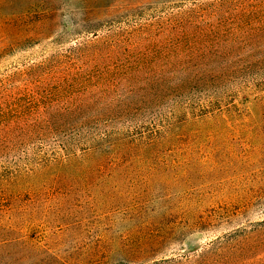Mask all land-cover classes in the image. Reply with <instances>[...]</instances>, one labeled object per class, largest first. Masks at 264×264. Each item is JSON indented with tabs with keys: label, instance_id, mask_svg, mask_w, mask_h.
<instances>
[{
	"label": "rangeland",
	"instance_id": "rangeland-1",
	"mask_svg": "<svg viewBox=\"0 0 264 264\" xmlns=\"http://www.w3.org/2000/svg\"><path fill=\"white\" fill-rule=\"evenodd\" d=\"M1 171L0 264H264V0H0Z\"/></svg>",
	"mask_w": 264,
	"mask_h": 264
},
{
	"label": "trees",
	"instance_id": "trees-1",
	"mask_svg": "<svg viewBox=\"0 0 264 264\" xmlns=\"http://www.w3.org/2000/svg\"><path fill=\"white\" fill-rule=\"evenodd\" d=\"M228 45L229 44H225V47H227ZM216 58L220 60H224L222 55L209 54L205 52H201L198 56L190 60L191 66H192L190 70L195 71L199 75H197L196 77V75L194 74L193 78L188 80V82L190 83V85L193 84L192 85L193 87L198 86L200 84L201 88H204L205 92L204 94H201L200 96L198 95L197 101H195V105H193L194 107L193 109L195 112L190 113L189 109L191 108H189L186 104L180 103L179 106H177V109L181 108V110H179L181 111L180 112L181 114L179 115L180 118L177 122L187 121L189 120V118H195L197 120H205V119L215 118L217 116H224L230 113L232 114L231 111H233V104H231L230 100L229 101L227 100L226 102V97H225V102L223 98L219 97L216 83L220 79L222 81H226V80L235 78L234 74L214 73L212 68H209V70H205V71L195 70L198 67H202V66L208 65L210 67L212 61H216ZM221 93L224 94L223 92ZM173 115L174 113H172V116ZM172 125L173 123L170 124V126H166L165 127L166 129L162 130L161 132H166L167 130L170 129V127H172ZM16 177L17 175H15L14 171L11 173H6L5 171L0 172V199L4 196L6 192L5 186H8V187L15 186L14 180ZM222 241L223 239L213 241L214 248L216 251L221 250L220 246H222L224 242H226V241H223V242ZM215 250H213L212 252H214ZM92 251H97L93 254L92 257L96 256L98 253L100 254L99 257L101 261L95 264H106L105 262L108 259V257L103 247L101 249H92ZM133 259L135 260L124 258L125 262H122L123 260H120V261L122 262L121 264H130L131 262L133 264H140V262L137 263L136 261L140 259H144V257L133 258ZM146 260L147 258L143 260V262H145Z\"/></svg>",
	"mask_w": 264,
	"mask_h": 264
}]
</instances>
